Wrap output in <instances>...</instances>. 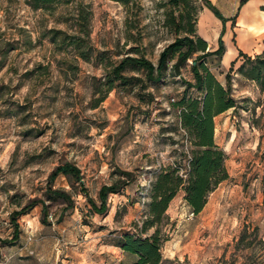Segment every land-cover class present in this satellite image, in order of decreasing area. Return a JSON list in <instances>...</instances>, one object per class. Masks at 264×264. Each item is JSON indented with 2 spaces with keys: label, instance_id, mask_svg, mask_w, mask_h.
<instances>
[{
  "label": "rangeland",
  "instance_id": "obj_1",
  "mask_svg": "<svg viewBox=\"0 0 264 264\" xmlns=\"http://www.w3.org/2000/svg\"><path fill=\"white\" fill-rule=\"evenodd\" d=\"M203 6L0 0V264H129L118 244L125 233L153 232L140 231L157 175L171 166L186 177L193 147L172 104L185 90L199 96L185 88L199 52L179 73L172 55L156 82L138 66L121 72L139 79L130 83L109 81L110 72L126 56L156 65L162 49L189 29L187 12L194 36L215 50L218 39H205L194 22ZM222 41L224 52L205 64L237 104L213 119L228 178L198 214L184 190L176 192L160 225L161 264H264V91L239 72L244 57L231 59L228 81L231 62H223L232 44L251 58L264 46L261 39L239 42L235 32ZM66 162L79 178L50 179ZM103 186L116 190L98 211ZM50 189L67 199L49 198Z\"/></svg>",
  "mask_w": 264,
  "mask_h": 264
},
{
  "label": "trees",
  "instance_id": "obj_2",
  "mask_svg": "<svg viewBox=\"0 0 264 264\" xmlns=\"http://www.w3.org/2000/svg\"><path fill=\"white\" fill-rule=\"evenodd\" d=\"M72 0H33L35 7L47 6L59 2H70ZM128 6L137 0H114ZM204 6L209 8L222 23L225 18L211 4L209 0H202ZM244 0H241V3ZM170 3L183 10L188 7L189 0H170ZM183 16V14H181ZM235 17V16H234ZM233 17V18H234ZM186 19L189 29L185 34L177 36L167 44L160 52L157 63L154 65L144 57L126 56L111 69L109 81L119 80L121 83H130L139 80L135 77H126L121 72L128 65L138 66L146 72L149 81H159L163 78L167 69V61L175 55L172 64V71L179 73V69L187 59L195 52H199L193 59L190 66L193 75V82L185 81L186 89L195 88L199 96H188L185 92L181 98L172 105L179 109V119L182 128L187 132L190 143L193 147L189 160L186 177L183 178L178 167L167 166L161 170L152 184L150 202L148 204V218L143 222L142 230L153 229V232L142 237L139 233H125L119 242L123 253L131 260L129 264H161L160 225L165 219V211L169 202L179 189L184 190V200L190 207L193 214H198L204 207L208 194L213 191L219 183L228 178L224 166L225 154L219 149L213 139L214 117L236 108V100L231 96L229 85L221 84L205 64V58L211 55L220 56L224 52L222 41L223 30L218 38V47L215 50H207V42L200 36H194V29L191 22V14L187 12ZM85 20V18H83ZM197 23V18H194ZM244 57L239 66V72L247 79L257 83L261 91H264V52L255 55L253 58L239 50L237 57ZM236 59L230 63V68L225 74L229 80V71L232 69ZM112 89L109 85L106 92ZM104 98L102 96L101 100ZM59 173L79 178V170L70 163H64L55 168L50 179H54ZM129 175L128 172H122ZM116 186H103L99 191L101 205L98 211L105 208V199L108 192H114ZM48 197L51 199L66 198L65 192L56 189L48 190ZM95 206V204L93 203Z\"/></svg>",
  "mask_w": 264,
  "mask_h": 264
},
{
  "label": "crops",
  "instance_id": "obj_3",
  "mask_svg": "<svg viewBox=\"0 0 264 264\" xmlns=\"http://www.w3.org/2000/svg\"><path fill=\"white\" fill-rule=\"evenodd\" d=\"M209 1L225 18V22L222 23L209 8L203 6L197 19V29L201 36L205 39H218L223 30V35L227 39H231L235 32L238 33L239 42L245 40L247 44L254 39H261L258 45L264 46V0H244L242 3L241 0ZM238 52L239 50L232 44L226 49L223 62L229 64Z\"/></svg>",
  "mask_w": 264,
  "mask_h": 264
}]
</instances>
